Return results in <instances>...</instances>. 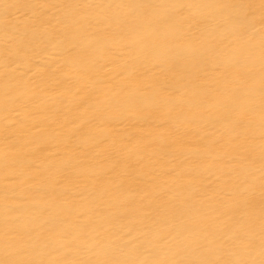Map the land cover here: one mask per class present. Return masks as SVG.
<instances>
[{
	"label": "snow or ice",
	"instance_id": "snow-or-ice-1",
	"mask_svg": "<svg viewBox=\"0 0 264 264\" xmlns=\"http://www.w3.org/2000/svg\"><path fill=\"white\" fill-rule=\"evenodd\" d=\"M0 264H264V0H0Z\"/></svg>",
	"mask_w": 264,
	"mask_h": 264
}]
</instances>
